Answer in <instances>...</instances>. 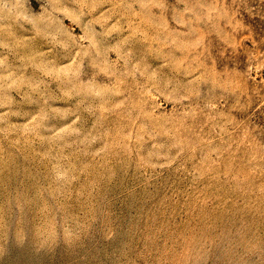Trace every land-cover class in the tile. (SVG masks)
I'll return each mask as SVG.
<instances>
[{
    "label": "rangeland",
    "instance_id": "374dc122",
    "mask_svg": "<svg viewBox=\"0 0 264 264\" xmlns=\"http://www.w3.org/2000/svg\"><path fill=\"white\" fill-rule=\"evenodd\" d=\"M0 264H264V0H0Z\"/></svg>",
    "mask_w": 264,
    "mask_h": 264
}]
</instances>
